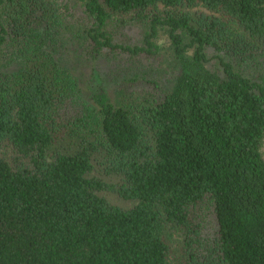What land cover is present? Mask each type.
<instances>
[{
    "label": "trees",
    "instance_id": "1",
    "mask_svg": "<svg viewBox=\"0 0 264 264\" xmlns=\"http://www.w3.org/2000/svg\"><path fill=\"white\" fill-rule=\"evenodd\" d=\"M263 144L264 0H0V264H264Z\"/></svg>",
    "mask_w": 264,
    "mask_h": 264
},
{
    "label": "rangeland",
    "instance_id": "2",
    "mask_svg": "<svg viewBox=\"0 0 264 264\" xmlns=\"http://www.w3.org/2000/svg\"><path fill=\"white\" fill-rule=\"evenodd\" d=\"M136 28L134 27H130L129 29H126L127 33L131 34L132 36H136L137 35V32H136ZM120 40H125L124 39V36L121 35L120 37ZM216 59L213 58V62L215 61ZM76 66V65H75ZM77 67V73L79 74V77L81 79V83H82V87H83V90L85 91L86 94L89 93V88H90V85L91 83H94V81H92V75H93V64L91 61H88V62H84V63H80L76 66ZM97 68L99 69V71L101 72V76L102 77H106V72L108 71L109 69V64L106 60L104 59H100L99 63H98V66ZM95 84V83H94ZM262 153H263V157H264V144H263V147H262Z\"/></svg>",
    "mask_w": 264,
    "mask_h": 264
}]
</instances>
